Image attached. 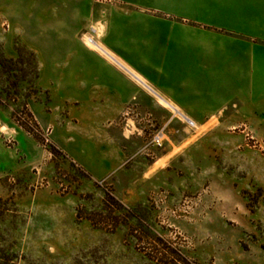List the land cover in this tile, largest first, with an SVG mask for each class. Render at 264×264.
Returning a JSON list of instances; mask_svg holds the SVG:
<instances>
[{"label":"rangeland","instance_id":"obj_1","mask_svg":"<svg viewBox=\"0 0 264 264\" xmlns=\"http://www.w3.org/2000/svg\"><path fill=\"white\" fill-rule=\"evenodd\" d=\"M53 1L0 0V264H264V102L185 116L191 126L150 94L152 126L82 101L60 83L78 88L73 52L88 47L91 17L56 36ZM90 120L144 129L118 173L91 176L78 138Z\"/></svg>","mask_w":264,"mask_h":264},{"label":"crops","instance_id":"obj_2","mask_svg":"<svg viewBox=\"0 0 264 264\" xmlns=\"http://www.w3.org/2000/svg\"><path fill=\"white\" fill-rule=\"evenodd\" d=\"M95 3L89 11L80 8L79 0L50 2L57 11L51 17L56 24H47V31L74 38L90 25L91 17V25L102 32L96 40L187 117L212 116L229 102H264V0ZM81 49L82 53L73 52L83 61L80 71L73 68L78 88L66 81L60 83L62 89L73 95L78 91L82 101L100 102L114 114L124 110L135 116L145 113L154 126L160 108L150 93L122 64L86 46ZM95 121L90 120L78 138L91 146V176L101 178L118 173L136 147L142 148L144 129L136 124L133 132L122 127L105 129ZM71 153L81 165L88 163L81 151ZM159 160L155 157L151 167Z\"/></svg>","mask_w":264,"mask_h":264},{"label":"bare ground","instance_id":"obj_3","mask_svg":"<svg viewBox=\"0 0 264 264\" xmlns=\"http://www.w3.org/2000/svg\"><path fill=\"white\" fill-rule=\"evenodd\" d=\"M83 39H84L85 44L88 46L87 48H89L90 50L92 49L98 52L99 54L105 56L109 60H113L117 62L118 64L119 63L122 64V66L130 74L131 78L133 80H137L145 90H147L152 96L156 98L157 102L161 106H163L164 108H167L170 112H173V113L180 112L179 111L180 109L176 104H174L172 101L166 99L165 97L161 96L158 92H156L153 89V87L147 82V80H145L142 76H140L137 72H135L130 66L121 62L120 59H118V57L113 52H111L108 48H106L99 40H96L94 43L89 42L88 37L86 35H84Z\"/></svg>","mask_w":264,"mask_h":264},{"label":"built area","instance_id":"obj_4","mask_svg":"<svg viewBox=\"0 0 264 264\" xmlns=\"http://www.w3.org/2000/svg\"><path fill=\"white\" fill-rule=\"evenodd\" d=\"M90 34H89V32L88 33H86V34H88V40H89V42H95L96 41V37H97V31H96V28L94 27V26H90ZM184 118H185V120H186V122L189 124V125H191V126H194L195 125V123H194V121L193 120H191L190 118H187V117H185V116H183ZM156 138H158L157 136H155Z\"/></svg>","mask_w":264,"mask_h":264}]
</instances>
